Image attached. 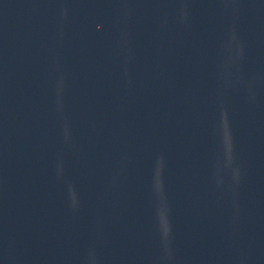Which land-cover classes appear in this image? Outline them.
<instances>
[{
  "label": "water",
  "instance_id": "95a60500",
  "mask_svg": "<svg viewBox=\"0 0 264 264\" xmlns=\"http://www.w3.org/2000/svg\"><path fill=\"white\" fill-rule=\"evenodd\" d=\"M0 264H264V0H0Z\"/></svg>",
  "mask_w": 264,
  "mask_h": 264
},
{
  "label": "snow or ice",
  "instance_id": "6c2138e0",
  "mask_svg": "<svg viewBox=\"0 0 264 264\" xmlns=\"http://www.w3.org/2000/svg\"><path fill=\"white\" fill-rule=\"evenodd\" d=\"M162 227H164V224L162 223Z\"/></svg>",
  "mask_w": 264,
  "mask_h": 264
}]
</instances>
